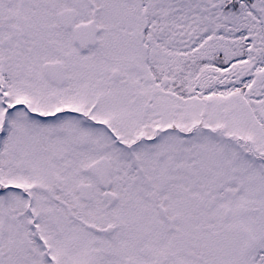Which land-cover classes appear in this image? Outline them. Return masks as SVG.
Segmentation results:
<instances>
[{
	"label": "snow or ice",
	"instance_id": "snow-or-ice-1",
	"mask_svg": "<svg viewBox=\"0 0 264 264\" xmlns=\"http://www.w3.org/2000/svg\"><path fill=\"white\" fill-rule=\"evenodd\" d=\"M0 264H264V0H0Z\"/></svg>",
	"mask_w": 264,
	"mask_h": 264
}]
</instances>
